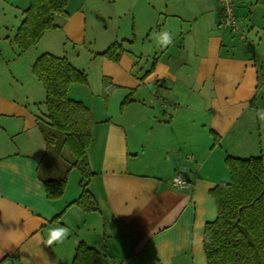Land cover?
Instances as JSON below:
<instances>
[{
	"label": "crops",
	"instance_id": "0c3cea01",
	"mask_svg": "<svg viewBox=\"0 0 264 264\" xmlns=\"http://www.w3.org/2000/svg\"><path fill=\"white\" fill-rule=\"evenodd\" d=\"M8 1L19 14L30 4ZM235 3L244 40L221 25L220 0H69L68 17L48 31L73 47L101 42L100 53L128 43L117 62L97 57L98 76L114 88L103 109L88 103L96 210L71 203L78 195H47L39 177L47 145L37 125L47 111L44 86V107L36 106L28 91L7 84V64L0 67V264H207L205 225L218 212L211 190L229 179L226 157L264 154V0ZM88 29L132 32L99 38ZM53 40L42 51L58 55ZM12 63L28 76V62ZM10 69L12 79L20 76ZM93 87L101 97L103 81ZM175 175L188 185H174ZM60 227L67 238L47 245ZM80 242L98 256L75 261Z\"/></svg>",
	"mask_w": 264,
	"mask_h": 264
},
{
	"label": "trees",
	"instance_id": "16d2710c",
	"mask_svg": "<svg viewBox=\"0 0 264 264\" xmlns=\"http://www.w3.org/2000/svg\"><path fill=\"white\" fill-rule=\"evenodd\" d=\"M68 3L69 0H30L14 36L22 53L37 44L45 31L60 26L57 19L68 17ZM124 51L123 44L115 41L101 54L117 62ZM32 71L46 93L47 111L45 118L38 117L37 125L47 145L39 171L47 195L63 194L66 175L70 168L76 167L81 174L82 192L71 203L87 211L96 210L97 201L88 189L94 172L87 159V148L94 135V120L89 106L70 95L73 84H88L87 75L66 56L51 52L41 53L34 61ZM103 86V95L107 97L114 86L106 76H103ZM129 100L127 97L124 102ZM50 158L52 164L46 169L49 173L45 174L44 168ZM54 160H59L60 164L64 162L69 168L62 175L52 177L48 175L55 172ZM226 164L229 179L211 190L218 212L216 218L205 225L203 244L207 264H264V154L228 155ZM98 254L97 249L80 242L75 261L79 262L82 257L94 259Z\"/></svg>",
	"mask_w": 264,
	"mask_h": 264
},
{
	"label": "rangeland",
	"instance_id": "374dc122",
	"mask_svg": "<svg viewBox=\"0 0 264 264\" xmlns=\"http://www.w3.org/2000/svg\"><path fill=\"white\" fill-rule=\"evenodd\" d=\"M17 7H18L17 5H15L14 3H11L8 0H0V67H4L5 64H7L5 68L6 75L8 78L7 84L10 85L13 90L28 91L27 94L30 96L32 100V104L36 106L38 105L42 106L43 105L42 102L44 100L43 84L37 78V76L33 73L32 64L36 60L35 58L38 57L43 52L42 50H44L43 48L46 42L51 41V39L53 38L56 42H58V44L53 43L56 50L59 51L58 55H65L73 65H75L79 69L84 70L88 78V83H91V88L90 87L87 88V89H90L91 91L84 90L86 88L83 84H78V83L73 84L72 85L73 88L71 87L72 90L70 91V95L72 97L74 96V98L82 100L87 105L93 99H95V105L97 104L99 105V107L103 109V106H106V102H107L106 96L101 94V97H98L95 91V88L93 87V82L95 84H100L101 81H103V77L98 76L99 64L97 63V59H98L97 57L103 56L100 52H97L98 50H102L101 42L94 45V49L96 48L95 50H93V47H91L87 43L86 44L84 43L75 44L73 47V45L70 44V40L66 38H64L62 42L59 39L58 32L54 35V37L48 34L50 33L48 31H58L59 28L56 27V28H52V29L45 31V33L43 34V36L41 37V39L38 41L37 44L29 47L25 52L22 53L14 40L16 29L21 24L20 22H22L23 17H24L23 12L20 14L15 12L18 9ZM235 7H236V3H235ZM238 12L242 14L244 13L243 15L246 14L243 10H238ZM246 12H247V9H246ZM239 27H240V30L245 32V35L246 33L249 34V31H247L248 30L247 28L243 29L241 27L240 21H239ZM243 27H245V25H243ZM91 32H93L94 36H97L99 38L107 34H108V38H117V36H122L128 32H132V29H88V33H91ZM238 33L239 32L236 31L237 36H238ZM59 40H60V43H59ZM117 42L122 43L123 45L128 44V43H123V40H119ZM12 47L16 49H13ZM48 50H50L51 53L56 54L54 51H52V49H48ZM19 57H21L22 60L28 62L29 67L31 66L30 70L28 71V76L26 77H21V74H20V72L25 73V70L20 71V69L14 67L15 64L12 63L13 60ZM142 64L144 65L146 64V61L144 59L142 60ZM10 67H13V69L16 72L15 74L16 75L19 74L20 76L17 78L13 77L12 79ZM24 68H25V65H24ZM140 70H141V67L138 68L137 71H140ZM109 81H111L110 78H109ZM111 84H112V81H111ZM80 85H83L84 87ZM130 91H128L129 92L128 100L129 99L132 100L134 98L133 92H130ZM263 96H264V89H263V92L259 95V98L262 97L264 100ZM131 100H129V102ZM259 100L261 101V98ZM258 104L260 105V103ZM96 114H97L96 116H99V117L104 116V115L101 116V113H96ZM65 151H66L65 154L69 155V151L68 150H65ZM254 152H258L257 149ZM256 155H258V153H253L252 156H256ZM249 156L250 155H247L246 157H249ZM52 160L53 159L50 158V160L46 164L44 168L45 174L49 173V171H47L46 169L48 168L49 165L52 164ZM54 163H55L54 164L55 172H51L48 176L53 177V176L62 175L69 168V165H66L64 162L60 164L59 160H54ZM80 180H81V174L79 170L76 167L70 168L66 175V183L64 186L65 188H64L63 195L65 194L66 197H74L76 195L79 196L82 192V185L80 183ZM90 185L91 183L88 184V189H90Z\"/></svg>",
	"mask_w": 264,
	"mask_h": 264
},
{
	"label": "built area",
	"instance_id": "2783aa9c",
	"mask_svg": "<svg viewBox=\"0 0 264 264\" xmlns=\"http://www.w3.org/2000/svg\"><path fill=\"white\" fill-rule=\"evenodd\" d=\"M221 3V25L224 28L230 29L232 31H238V36L240 39H246L245 32L240 30L239 20L236 14L235 0H220ZM165 105V104H164ZM172 183L179 187H186L188 185L187 180L183 179L179 175H175L172 179ZM116 264H125L124 262Z\"/></svg>",
	"mask_w": 264,
	"mask_h": 264
},
{
	"label": "clouds",
	"instance_id": "9594fccd",
	"mask_svg": "<svg viewBox=\"0 0 264 264\" xmlns=\"http://www.w3.org/2000/svg\"><path fill=\"white\" fill-rule=\"evenodd\" d=\"M163 37V45L167 46L172 42L171 35L168 32L161 33ZM262 120H264V110L259 113ZM69 234V229L65 227H60L57 229H52L48 234V239L46 241L47 245L51 246L53 243L63 242Z\"/></svg>",
	"mask_w": 264,
	"mask_h": 264
}]
</instances>
